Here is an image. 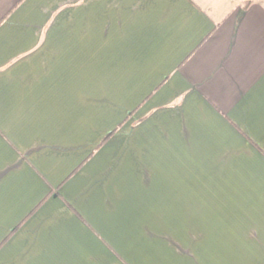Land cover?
Listing matches in <instances>:
<instances>
[{"label": "crops", "instance_id": "obj_1", "mask_svg": "<svg viewBox=\"0 0 264 264\" xmlns=\"http://www.w3.org/2000/svg\"><path fill=\"white\" fill-rule=\"evenodd\" d=\"M0 264H264V0H0Z\"/></svg>", "mask_w": 264, "mask_h": 264}, {"label": "trees", "instance_id": "obj_2", "mask_svg": "<svg viewBox=\"0 0 264 264\" xmlns=\"http://www.w3.org/2000/svg\"><path fill=\"white\" fill-rule=\"evenodd\" d=\"M113 135H115V133H113V134L109 135L108 137H106L104 142L109 141L112 138Z\"/></svg>", "mask_w": 264, "mask_h": 264}]
</instances>
